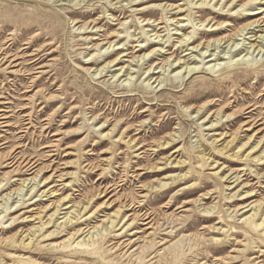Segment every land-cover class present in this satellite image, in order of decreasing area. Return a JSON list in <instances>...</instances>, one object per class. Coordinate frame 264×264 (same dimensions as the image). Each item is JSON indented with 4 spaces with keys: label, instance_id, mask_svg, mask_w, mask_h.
<instances>
[{
    "label": "rangeland",
    "instance_id": "374dc122",
    "mask_svg": "<svg viewBox=\"0 0 264 264\" xmlns=\"http://www.w3.org/2000/svg\"><path fill=\"white\" fill-rule=\"evenodd\" d=\"M259 20L264 0H0V264H264Z\"/></svg>",
    "mask_w": 264,
    "mask_h": 264
},
{
    "label": "bare ground",
    "instance_id": "6f19581e",
    "mask_svg": "<svg viewBox=\"0 0 264 264\" xmlns=\"http://www.w3.org/2000/svg\"><path fill=\"white\" fill-rule=\"evenodd\" d=\"M218 16H222V15H218ZM180 22V21H179ZM206 22V21H205ZM204 22V23H205ZM260 22V24H259V26L264 22V20H262V21H255V22H253V23H251V24H247V25H245L244 27H242L241 28V31H239V32H241V34L240 35H242V34H244L245 33V31H249V30H251V29H254L255 30V27H257V26H254V24L255 23H259ZM203 24V23H202ZM204 25V24H203ZM209 24H207V26H208ZM213 25H216V23L215 24H213ZM213 25H211V26H213ZM217 26V25H216ZM94 27V26H93ZM217 28H214V29H212L211 31H213V30H216ZM213 33V32H212ZM249 32H246V34H248ZM190 40V39H189ZM222 40H224L223 38L221 39V40H219V42L221 43L222 42ZM11 45V44H10ZM111 46V45H110ZM218 47V46H217ZM219 48V47H218ZM1 49V48H0ZM4 51V50H3ZM10 55H6V56H4L3 58H2V60L3 59H5V60H7V58L9 57ZM213 57V56H215V58H212V59H210L209 60V62L210 61H216V60H219V58H216L217 56L215 55V54H209L207 57ZM13 56H11V58H12ZM18 58H12L11 60H10V63H13V61L15 62L16 60H17ZM142 59L145 61V58L144 57H142ZM134 60H136V59H134ZM179 61H180V59H178ZM140 61V60H139ZM144 63V62H143ZM142 63V64H143ZM176 64V63H175ZM175 64H170V66H173V65H175ZM217 64H221V63H216V64H214L213 65V67H212V69H214V67L217 65ZM116 65V64H115ZM17 66H19V63L17 62V63H15L14 64V66H13V69H15ZM152 67V66H151ZM176 67V66H175ZM177 67H181V64H179ZM83 69H84V67H83ZM87 70L89 71V68H87ZM103 70L104 69H102L101 70V72L99 73V74H103ZM184 70V69H183ZM200 70V67H198V66H192V67H185V71H184V73H187L188 72V75L189 74H191V73H195V72H198ZM38 71V70H37ZM181 71H182V69H181ZM22 72V71H21ZM33 90V89H32ZM1 98V97H0ZM5 103H8V102H2V101H0V104L1 105H4ZM251 106V105H250ZM248 108V107H247ZM249 108H252V107H249ZM46 109V108H45ZM252 109H254V107L252 108ZM0 111H3V109H0ZM248 112H251V109H249L248 110ZM0 118H2V119H4V118H7V116H5V115H3V116H1L0 115ZM5 126H7V125H9L8 123H5L4 124ZM169 135V134H168ZM256 142V141H255ZM254 142V143H255ZM258 142V141H257ZM260 144V143H259ZM241 150V149H240ZM260 154H261V152H260ZM258 157H260V156H258ZM258 157H256L257 159H258ZM139 170V169H138ZM40 172V171H39ZM38 172V173H39ZM238 174V173H237ZM180 176V175H179ZM237 179V178H236ZM100 193V192H99ZM108 194V193H107ZM232 194V193H231ZM233 195V194H232ZM234 195H235V193H234ZM164 197V196H163ZM232 197V196H231ZM200 202V201H199ZM132 203V202H131ZM214 206V205H213ZM214 208H210V209H207L206 210V212H211L212 210H213ZM204 210V209H203ZM202 211V210H201ZM205 211V210H204ZM140 212V211H139ZM235 212V211H234ZM230 217V216H229ZM108 219H110V218H108ZM111 221V220H110ZM149 222H150V220H149ZM62 226H63V224H62ZM58 229V228H57ZM54 232V231H53ZM51 234V233H50ZM47 235V234H46ZM62 245L63 244H61V247H62ZM73 245V244H72ZM77 245H83L81 242H78L77 243ZM76 245V246H77ZM86 245V244H85ZM51 246H53V245H51ZM88 247V246H87ZM52 248V247H51ZM30 257V256H29Z\"/></svg>",
    "mask_w": 264,
    "mask_h": 264
}]
</instances>
